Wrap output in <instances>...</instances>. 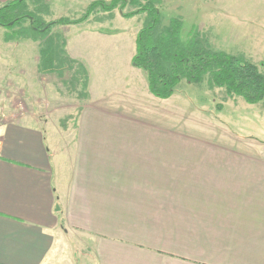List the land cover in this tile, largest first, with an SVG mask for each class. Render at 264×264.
Segmentation results:
<instances>
[{
    "label": "crops",
    "instance_id": "0c3cea01",
    "mask_svg": "<svg viewBox=\"0 0 264 264\" xmlns=\"http://www.w3.org/2000/svg\"><path fill=\"white\" fill-rule=\"evenodd\" d=\"M66 53L88 75L71 144L36 115L0 126V264H80L66 236L86 237L84 264H264V160L177 130L143 87Z\"/></svg>",
    "mask_w": 264,
    "mask_h": 264
},
{
    "label": "rangeland",
    "instance_id": "374dc122",
    "mask_svg": "<svg viewBox=\"0 0 264 264\" xmlns=\"http://www.w3.org/2000/svg\"><path fill=\"white\" fill-rule=\"evenodd\" d=\"M94 1L108 4L110 0H39L36 5L35 0H25V5L27 12L49 23L60 18L78 19ZM147 1H153L159 10L160 30L171 19L179 20L183 39L195 31L212 51L242 55L264 73V0H138L140 4ZM136 8L128 5L123 12L117 9L107 12L97 7L81 25L56 27L53 33L67 42L71 54L95 55L93 59L102 74L110 78L109 83L118 86L130 81L129 87H136L140 94L143 87L151 95L145 72L133 66L131 58L145 15L122 17ZM29 25L30 20L24 18L13 31L24 29L25 33L20 39L9 40L7 45L6 62L0 73V126L20 120L26 114L36 115L42 124V120L48 119L49 126L64 133L71 144L76 115L84 101L81 75L66 62L59 75L40 73L42 38L27 31ZM2 31L6 36L10 33ZM96 32L114 35L104 37ZM129 68L132 70L128 71ZM207 81L208 76L199 84L183 79L170 100L160 99L164 105L173 107L166 109L176 112L170 124L204 144L248 147L258 159L264 160V102L250 105L239 97H227L224 89L211 88ZM85 238L66 236L65 239V253L79 257L80 264L92 256Z\"/></svg>",
    "mask_w": 264,
    "mask_h": 264
},
{
    "label": "trees",
    "instance_id": "16d2710c",
    "mask_svg": "<svg viewBox=\"0 0 264 264\" xmlns=\"http://www.w3.org/2000/svg\"><path fill=\"white\" fill-rule=\"evenodd\" d=\"M38 1L35 0L34 4H38ZM128 5L137 8L123 13V18L145 15L144 26L136 37V52L132 65L145 72L148 91L152 96L162 100L168 99L183 79L192 84H199L208 76V85L211 88L224 89L227 97H239L250 105L264 102V73L255 64L242 55L212 51L195 31H191L188 38L183 39L182 23L179 20L171 19L169 25L160 30L161 16L153 1L144 4H140L138 0H110L108 4L94 1L78 19L60 18L44 23L26 11L25 0H14L0 7V27L10 32L7 40L20 39L25 30H13L21 26L24 18L29 19L27 31L34 37L42 38L38 71L42 74L59 75L65 62L69 67H76L81 75L80 82L85 100L88 97L87 71L82 64L68 57L65 51L66 43L58 33H53L54 28L82 24L97 7L107 12L116 9L123 12ZM217 109L220 110L221 105L217 106Z\"/></svg>",
    "mask_w": 264,
    "mask_h": 264
}]
</instances>
